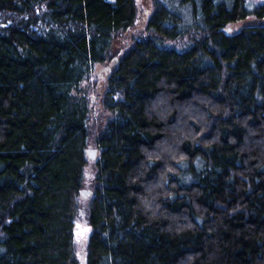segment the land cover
<instances>
[{"label": "trees", "instance_id": "16d2710c", "mask_svg": "<svg viewBox=\"0 0 264 264\" xmlns=\"http://www.w3.org/2000/svg\"><path fill=\"white\" fill-rule=\"evenodd\" d=\"M4 13L19 19L0 22V264H78L81 210L85 264H264V3L152 0V35L111 64L87 196L74 92L135 0H0ZM191 31L184 49L164 43Z\"/></svg>", "mask_w": 264, "mask_h": 264}, {"label": "rangeland", "instance_id": "374dc122", "mask_svg": "<svg viewBox=\"0 0 264 264\" xmlns=\"http://www.w3.org/2000/svg\"><path fill=\"white\" fill-rule=\"evenodd\" d=\"M248 6L253 9L264 3V0H245ZM136 17L131 26L114 35L111 45L107 52V58L104 62L95 65L93 72L86 80H83L74 92L77 98L82 99L88 109L87 128L89 134V143L87 148H95L94 140L98 133L103 129L106 121L110 117V112L103 104V96L107 89V79L110 74L111 64L114 58L119 59L126 53L136 40L143 39L152 35L147 30V21L152 12V0H135ZM19 18L10 13H4L0 16V22L12 23ZM253 14L248 15L242 20L232 22L225 28L226 32L234 33L245 26H251L259 23ZM198 38L196 32H189L184 36L175 40H165L164 43L170 47L184 49L192 43L193 38ZM95 167L88 160L83 180L84 189H93ZM87 201V200H85ZM84 202V201H82ZM87 213L80 211L75 217L73 227V249L74 256L78 264H85V255L88 245L89 236L91 234V226L86 219Z\"/></svg>", "mask_w": 264, "mask_h": 264}, {"label": "water", "instance_id": "95a60500", "mask_svg": "<svg viewBox=\"0 0 264 264\" xmlns=\"http://www.w3.org/2000/svg\"><path fill=\"white\" fill-rule=\"evenodd\" d=\"M116 60H117V58H114L113 62H115ZM86 154H87L88 160L90 162H93L95 160V158H96L97 149L96 148H87L86 149ZM89 193H90L89 189H82L81 190V194L83 196H87Z\"/></svg>", "mask_w": 264, "mask_h": 264}]
</instances>
